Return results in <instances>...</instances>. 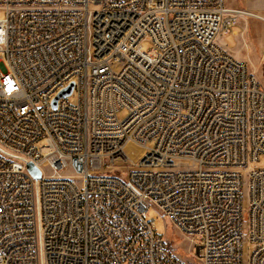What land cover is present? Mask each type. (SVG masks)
<instances>
[{
    "label": "built area",
    "instance_id": "1",
    "mask_svg": "<svg viewBox=\"0 0 264 264\" xmlns=\"http://www.w3.org/2000/svg\"><path fill=\"white\" fill-rule=\"evenodd\" d=\"M0 9V264H193L152 208L195 264H264V86L217 42L253 13L226 0Z\"/></svg>",
    "mask_w": 264,
    "mask_h": 264
},
{
    "label": "rangeland",
    "instance_id": "2",
    "mask_svg": "<svg viewBox=\"0 0 264 264\" xmlns=\"http://www.w3.org/2000/svg\"><path fill=\"white\" fill-rule=\"evenodd\" d=\"M228 4L236 8L250 10L253 13L261 16V18L256 16H242L239 18L238 22L241 19H248L250 23L251 34L247 36V41H251L252 45L250 49H247L243 46L241 54L244 57H247V62L251 70L255 73L257 78L260 80L264 86V14L258 13L255 10H251L248 6L254 5L264 9V0H226ZM5 12L0 9V19L3 18ZM236 23V24H237ZM241 29V25H235L230 28V31L233 28ZM219 38V39H218ZM217 38L219 44H226L229 49H233L237 46L235 35L231 32L223 33L221 32ZM143 48L149 50L153 47V43L150 40H144L142 42ZM0 52V58H1ZM124 112H121L120 115L124 116ZM154 145L153 141H148L147 146L152 147ZM129 147L138 149L135 145L129 144ZM263 160L259 163L262 165ZM127 166V165H126ZM125 167L123 170H130L131 167ZM156 219V225H154V230L157 234L164 236L172 248L177 252V254L185 261L195 264L194 258L190 254L191 243L188 238H186L180 231H178L171 222L163 217V215L156 209L152 208L147 216V219L151 221L154 217Z\"/></svg>",
    "mask_w": 264,
    "mask_h": 264
},
{
    "label": "crops",
    "instance_id": "3",
    "mask_svg": "<svg viewBox=\"0 0 264 264\" xmlns=\"http://www.w3.org/2000/svg\"><path fill=\"white\" fill-rule=\"evenodd\" d=\"M227 4H228V2H227ZM228 5L231 6L230 4H228ZM231 7H234V6H231ZM248 7L251 10H255L258 13L264 14V9L263 8H260L258 6H254V5H249ZM236 25H241L242 28L239 30V29L234 27L230 32L235 35L237 46L235 48H233V49H229L226 44H220V45L227 52H229L231 55H233L235 58L248 63L246 61L248 56L244 57L241 54L243 48H241L240 46H243V47H245L247 49L251 48L252 42L251 41L250 42L247 41V36L249 37V35L251 34L250 23H249L248 19H241L240 22L237 23Z\"/></svg>",
    "mask_w": 264,
    "mask_h": 264
},
{
    "label": "water",
    "instance_id": "4",
    "mask_svg": "<svg viewBox=\"0 0 264 264\" xmlns=\"http://www.w3.org/2000/svg\"><path fill=\"white\" fill-rule=\"evenodd\" d=\"M72 88H73V84H71V86L65 90H63L55 99H54V107L56 106V103L58 101V99L62 96H67L70 95L72 92ZM28 169L30 170V172L33 174L34 177L36 178H40L41 177V171L32 163L30 162L28 164Z\"/></svg>",
    "mask_w": 264,
    "mask_h": 264
},
{
    "label": "bare ground",
    "instance_id": "5",
    "mask_svg": "<svg viewBox=\"0 0 264 264\" xmlns=\"http://www.w3.org/2000/svg\"><path fill=\"white\" fill-rule=\"evenodd\" d=\"M249 12H251V13H253L252 11H250V10H248ZM253 16H256V17H260L261 18V16H259V15H257V14H255V13H253Z\"/></svg>",
    "mask_w": 264,
    "mask_h": 264
}]
</instances>
